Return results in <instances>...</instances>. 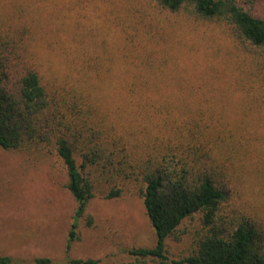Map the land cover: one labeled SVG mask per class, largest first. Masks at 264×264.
I'll return each mask as SVG.
<instances>
[{"label":"trees","instance_id":"16d2710c","mask_svg":"<svg viewBox=\"0 0 264 264\" xmlns=\"http://www.w3.org/2000/svg\"><path fill=\"white\" fill-rule=\"evenodd\" d=\"M46 1L0 0V148H43L60 160L76 201L65 251L77 238V219L92 222L86 210L97 184H107L104 196L114 198L129 182L138 186L155 240L129 248L132 259L120 264H264V219L241 200L264 163V123L255 114V105L264 103V16L240 0L145 1L144 10L222 27L244 54L237 71L248 79L234 77L244 88L243 103L229 110V99L214 93L218 83L203 75L173 79L188 93L160 92L170 86L161 73L167 61L159 46L144 43L153 21L146 32L137 20L130 23L132 32L112 31L109 38L121 41L110 45L105 33L83 25L76 4L62 13L55 0L58 8L51 4L43 14ZM68 19L74 26L67 31ZM44 35L49 39L39 43ZM53 57L64 69L52 64ZM214 62L203 70L209 73L218 66ZM195 216L187 253L170 258L166 238L178 237L182 223ZM48 263L49 257L33 261ZM0 264L19 263L3 253Z\"/></svg>","mask_w":264,"mask_h":264},{"label":"rangeland","instance_id":"374dc122","mask_svg":"<svg viewBox=\"0 0 264 264\" xmlns=\"http://www.w3.org/2000/svg\"><path fill=\"white\" fill-rule=\"evenodd\" d=\"M54 1L44 3L41 8L43 14L49 5L55 7ZM57 1L62 13L76 4L84 17L81 18L83 25L105 33L103 36L110 45L121 41L120 37L109 38L112 31L119 34L123 27L130 30L133 28L130 23L137 20L140 21L136 22L137 28L146 32L149 31L147 23L153 21L152 35L144 43L148 47L159 46V54L167 61L168 68L161 73L166 74L164 80L170 86L161 87L160 92L188 93L189 89L179 90L173 79L183 77L191 81L203 75L218 83L219 88L214 93H222L229 99V110H236L242 105L240 95L244 93V88L237 86L234 77L248 79L242 71H237L244 54L222 27L182 15L165 17L150 7L144 10L146 0H128L133 5L124 4L127 0ZM240 1L253 14L264 16V0ZM33 9L37 10V7ZM73 26L74 23L68 19L66 30H71ZM45 38L49 39V36H40L38 42ZM42 47L39 50L44 54ZM53 60L54 66L61 64L64 69L60 57H53ZM214 61L218 66L210 68V74L203 70L202 65ZM257 113L264 123L263 102L255 105ZM262 165V170L252 174L246 183L241 200H246V204L254 207L264 219V163ZM66 182L65 169L54 153L33 147L20 150L0 148V254H9L19 264H33L36 257H49L51 263L48 264H69L68 258L87 257L97 259L98 264H120L132 259L127 252L129 248L154 244V231L136 190L138 186L128 182L123 186L121 195L106 198L104 193L108 185L99 183L86 210L91 214L92 222L87 224L85 216L77 219V238L70 250L65 251L69 225L76 208V201L66 188ZM197 226V216L186 219L179 228L178 237L166 238V253L170 258L177 259L187 253L191 234ZM144 264L159 263L147 260Z\"/></svg>","mask_w":264,"mask_h":264}]
</instances>
